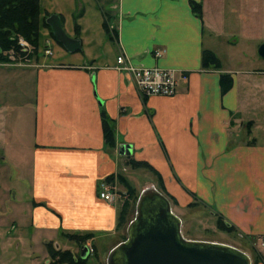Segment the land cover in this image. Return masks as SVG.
<instances>
[{"label": "crops", "instance_id": "1", "mask_svg": "<svg viewBox=\"0 0 264 264\" xmlns=\"http://www.w3.org/2000/svg\"><path fill=\"white\" fill-rule=\"evenodd\" d=\"M39 8L38 56L0 62V203L23 204L19 225L51 241L110 231L120 205L98 190L116 188L131 167L151 172L179 209L199 202L242 234L264 236V0H39ZM46 13L59 15L80 49L49 35ZM204 49L220 67L202 66ZM120 54L176 70V93L142 95L117 68ZM222 75L231 79L225 92Z\"/></svg>", "mask_w": 264, "mask_h": 264}, {"label": "rangeland", "instance_id": "2", "mask_svg": "<svg viewBox=\"0 0 264 264\" xmlns=\"http://www.w3.org/2000/svg\"><path fill=\"white\" fill-rule=\"evenodd\" d=\"M46 28L49 31V28ZM24 51L25 55L18 60L26 59L31 52V46L29 45V49ZM122 174L131 185L136 197L131 198L130 192L124 185L119 184L116 186L115 190L121 196L117 197L112 203L117 202L121 207L123 202H129L124 220L117 225L116 217L114 228L98 236L92 235L90 238L93 239V244L89 243V238L84 243L70 239L69 234H77L73 232H63L58 237L53 235L51 237L53 241L47 240L43 237V231L38 232L33 227L23 228L20 226L21 223H24L23 220L20 223L19 217V208H22L23 204L0 203V264H53L52 258L47 252L49 243L55 248L69 250L74 255H79L82 245H86L88 254L85 264H106L105 259L109 250L123 241L127 235L126 227L134 216L135 201L139 192L145 187L155 185V176L146 169L129 167V170L123 171ZM168 200L172 210L181 219V231L185 238L229 244L247 253L251 258V264H264V236H247L237 229L233 231L221 230L217 226L218 215L210 207L199 202H192L179 209L177 203ZM80 234L78 233V235ZM55 244H60V246Z\"/></svg>", "mask_w": 264, "mask_h": 264}, {"label": "water", "instance_id": "3", "mask_svg": "<svg viewBox=\"0 0 264 264\" xmlns=\"http://www.w3.org/2000/svg\"><path fill=\"white\" fill-rule=\"evenodd\" d=\"M45 23L67 51L80 49L79 39L64 31L58 14H50ZM258 55L264 57V43ZM118 152L130 154V145H120ZM181 223L164 194L154 185L143 188L127 224L126 238L109 250L106 264H251L247 253L229 244L185 238ZM79 254L85 258L88 247L82 245Z\"/></svg>", "mask_w": 264, "mask_h": 264}, {"label": "trees", "instance_id": "4", "mask_svg": "<svg viewBox=\"0 0 264 264\" xmlns=\"http://www.w3.org/2000/svg\"><path fill=\"white\" fill-rule=\"evenodd\" d=\"M191 5L192 10L196 14L200 15V3L191 2ZM39 14V0H0V62L10 61L8 55L9 51H12L15 60L20 58L22 59V57L25 55V51L18 44L19 38L26 40L31 46V52L26 58L38 56ZM49 15V13H46L44 18V25L48 28L49 26L45 23V19ZM108 21L109 17L106 14L102 25L108 38L113 39L116 36V30L111 27ZM49 31L51 37L56 40L50 28ZM201 64L204 68L220 67V62L216 55L207 49L202 51ZM220 86L222 92H225L231 86V79L228 76L222 75L220 77ZM104 134L107 142L111 143V133L105 122ZM133 165L149 168V165L145 162H136L133 163ZM119 182L121 185H124L127 188V190L130 192L131 198L136 197L134 190L131 188V185H129L124 176L119 177ZM128 204L129 202L125 201L121 205L118 211L117 225L124 220ZM217 226L224 231H233L235 229L232 225H228L220 216L217 218ZM68 236L70 239L84 243L88 238L92 237V234H69ZM47 251L50 258L53 260V264H85L86 257L81 258L80 254L74 255L69 250L55 248L51 245V243L48 244Z\"/></svg>", "mask_w": 264, "mask_h": 264}, {"label": "built area", "instance_id": "5", "mask_svg": "<svg viewBox=\"0 0 264 264\" xmlns=\"http://www.w3.org/2000/svg\"><path fill=\"white\" fill-rule=\"evenodd\" d=\"M18 44L23 50L29 49L26 40L19 38ZM45 54H50L49 49H44ZM10 60H15L12 51L8 53ZM155 55H159L155 51ZM117 68L125 71L133 84L144 96H172L177 91L178 77L180 76L174 69L159 67H146L132 63L124 54L116 57ZM121 194L115 190L113 183L105 182L98 190V197L107 202H113Z\"/></svg>", "mask_w": 264, "mask_h": 264}, {"label": "flooded vegetation", "instance_id": "6", "mask_svg": "<svg viewBox=\"0 0 264 264\" xmlns=\"http://www.w3.org/2000/svg\"><path fill=\"white\" fill-rule=\"evenodd\" d=\"M48 252V251H47ZM52 263H53V260H52Z\"/></svg>", "mask_w": 264, "mask_h": 264}]
</instances>
